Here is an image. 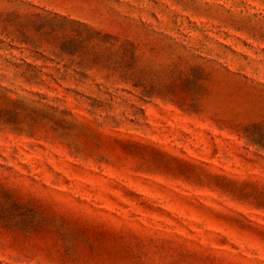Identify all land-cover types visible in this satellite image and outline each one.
Instances as JSON below:
<instances>
[{"label": "rangeland", "instance_id": "1", "mask_svg": "<svg viewBox=\"0 0 264 264\" xmlns=\"http://www.w3.org/2000/svg\"><path fill=\"white\" fill-rule=\"evenodd\" d=\"M0 264H264V0H0Z\"/></svg>", "mask_w": 264, "mask_h": 264}]
</instances>
